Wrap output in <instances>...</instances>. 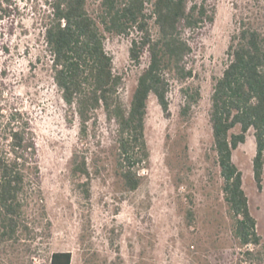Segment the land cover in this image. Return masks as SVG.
<instances>
[{"label": "rangeland", "instance_id": "1", "mask_svg": "<svg viewBox=\"0 0 264 264\" xmlns=\"http://www.w3.org/2000/svg\"><path fill=\"white\" fill-rule=\"evenodd\" d=\"M99 2L87 1L90 13L97 12ZM15 5V15L0 26V122L18 111L29 120L34 135L38 181L51 223L50 237L37 242L35 263L47 264L53 252H70L71 264H264L263 248L243 247L233 234L209 122L213 78L225 67L236 17H251L264 32V0H207L215 19L197 41L193 65L200 100L184 122L179 115L183 102L179 83L171 82L168 114L149 96L144 130L149 162L142 172L143 183L133 192L123 188L115 172L114 123L98 111L97 124L81 138L74 109L64 103L53 82L41 26L45 0H15ZM134 37L135 31L129 36L107 34L105 39L113 71L122 77L119 95L126 108L147 64L146 55L140 66L129 59ZM76 153L87 159L89 199L71 177ZM254 155L250 130L245 143L233 151V161L242 172L249 209L264 245V173L258 190ZM179 176L183 182L177 187ZM188 209L193 219L188 218Z\"/></svg>", "mask_w": 264, "mask_h": 264}, {"label": "trees", "instance_id": "2", "mask_svg": "<svg viewBox=\"0 0 264 264\" xmlns=\"http://www.w3.org/2000/svg\"><path fill=\"white\" fill-rule=\"evenodd\" d=\"M87 1L45 0L41 19L45 50L53 82L78 118L80 137L86 138L89 126L97 124L98 111L114 123L115 172L123 188L133 192L143 183L142 172L149 162L144 133L149 96L153 95L163 113L168 114L171 82L179 83L183 98L179 115L184 122L191 119L201 97L200 86L193 81L195 47L213 25L215 11L207 0H100L97 12L92 14ZM15 10V0H0V26L15 15ZM236 24L225 67L213 78L209 111L212 150L234 236L243 247L264 249L243 189L242 172L233 161V151L245 143L252 130L253 177L261 190L264 32L251 17H236ZM133 31L136 37L131 39L129 59L140 66L146 55L147 64L126 108L119 95L122 77L113 71L105 39L107 34L129 36ZM168 166L173 169L170 162ZM70 171L75 187L89 199L91 174L83 154H74ZM38 176L37 148L29 120L14 111L0 122V258L4 256L0 264H37V242L50 237L51 223ZM182 182L183 177H177L176 186ZM187 216L193 219L191 209ZM71 260L70 252H53L47 264H71Z\"/></svg>", "mask_w": 264, "mask_h": 264}]
</instances>
